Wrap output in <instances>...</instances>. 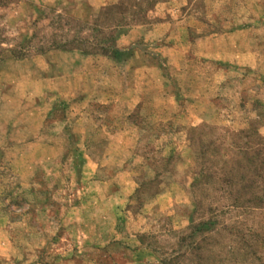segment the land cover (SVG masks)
<instances>
[{
  "label": "rangeland",
  "instance_id": "374dc122",
  "mask_svg": "<svg viewBox=\"0 0 264 264\" xmlns=\"http://www.w3.org/2000/svg\"><path fill=\"white\" fill-rule=\"evenodd\" d=\"M261 175L264 0H0V264H264Z\"/></svg>",
  "mask_w": 264,
  "mask_h": 264
},
{
  "label": "trees",
  "instance_id": "16d2710c",
  "mask_svg": "<svg viewBox=\"0 0 264 264\" xmlns=\"http://www.w3.org/2000/svg\"><path fill=\"white\" fill-rule=\"evenodd\" d=\"M259 198H260L259 202L264 203V195L259 197ZM233 205H234V207L239 206V205H235V204H233ZM211 214H210L211 215L210 217L205 218L199 222H195L192 225L191 234L189 236H194L197 233H203V234H205V236L211 237V234H213V232L216 230V228L219 226V224L221 225L223 223V222L221 223V221H219V217L214 212H212ZM182 240L185 241L186 238L183 237ZM237 249H238L237 247L230 246V248L227 250V253H231L232 255H236V253L239 254V252H241V251L237 250ZM245 251H247V249H245Z\"/></svg>",
  "mask_w": 264,
  "mask_h": 264
},
{
  "label": "crops",
  "instance_id": "0c3cea01",
  "mask_svg": "<svg viewBox=\"0 0 264 264\" xmlns=\"http://www.w3.org/2000/svg\"><path fill=\"white\" fill-rule=\"evenodd\" d=\"M121 264H149V261L147 258H136V259H129L127 258L125 261H121Z\"/></svg>",
  "mask_w": 264,
  "mask_h": 264
}]
</instances>
